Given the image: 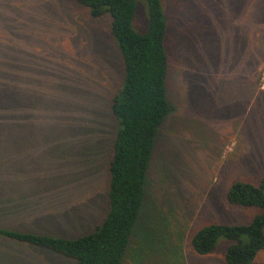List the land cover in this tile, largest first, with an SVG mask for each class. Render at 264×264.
I'll return each instance as SVG.
<instances>
[{
	"label": "rangeland",
	"instance_id": "1",
	"mask_svg": "<svg viewBox=\"0 0 264 264\" xmlns=\"http://www.w3.org/2000/svg\"><path fill=\"white\" fill-rule=\"evenodd\" d=\"M166 6L171 111L123 264H226V239L204 256L191 239L208 223H246L258 211L231 204L227 191L264 175V0ZM110 21L76 0H0L6 224L77 237L105 218L118 129L111 102L124 76ZM149 222L159 228L156 244L146 238ZM0 264L77 263L0 235ZM251 264H264V251Z\"/></svg>",
	"mask_w": 264,
	"mask_h": 264
},
{
	"label": "trees",
	"instance_id": "2",
	"mask_svg": "<svg viewBox=\"0 0 264 264\" xmlns=\"http://www.w3.org/2000/svg\"><path fill=\"white\" fill-rule=\"evenodd\" d=\"M76 1L92 17L110 16V33L124 66L122 83L111 102L118 129L109 161L108 212L93 231L70 237L6 224L7 216L13 213L4 209V203L12 198L5 202L0 198V235L52 250L77 264H123L142 212L158 131L171 111L167 79L168 40L173 26L166 0ZM138 16L142 24L137 27ZM227 198L233 205L258 211L246 223L212 222L202 226L191 239L192 248L204 256L217 248L220 239H226V264H251L264 251V175L258 183L234 182ZM146 231V238L156 244L158 226L149 222Z\"/></svg>",
	"mask_w": 264,
	"mask_h": 264
}]
</instances>
